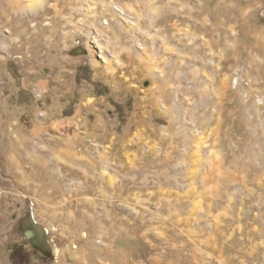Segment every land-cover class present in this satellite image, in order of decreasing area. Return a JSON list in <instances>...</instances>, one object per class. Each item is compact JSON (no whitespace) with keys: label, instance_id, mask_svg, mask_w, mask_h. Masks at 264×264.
Masks as SVG:
<instances>
[{"label":"rangeland","instance_id":"rangeland-1","mask_svg":"<svg viewBox=\"0 0 264 264\" xmlns=\"http://www.w3.org/2000/svg\"><path fill=\"white\" fill-rule=\"evenodd\" d=\"M70 143L85 176L55 171L89 180L95 244L18 174ZM194 243L198 264H264V0H0V264H185Z\"/></svg>","mask_w":264,"mask_h":264},{"label":"crops","instance_id":"crops-1","mask_svg":"<svg viewBox=\"0 0 264 264\" xmlns=\"http://www.w3.org/2000/svg\"><path fill=\"white\" fill-rule=\"evenodd\" d=\"M74 148H76V146L70 143L68 145H65L64 148H58L54 150L49 149L43 154H40L41 152L39 153L38 151L35 153L28 151L24 156V160L19 161L20 164L18 165V168L22 171H18V174L20 175V178L22 180L21 183L27 184L32 182L34 184V198H36V196L40 194L39 197L42 206L36 202V204L39 206V208H36V210H38V213L39 209L40 214L42 212L48 213L49 216L52 217L51 219L53 221H55L59 226L62 225L61 228L62 231L64 230L63 233L66 234V238L68 236H72V242L80 243L81 245H84V243L88 244L89 242L95 244L96 238L100 240H103L105 238L108 239L107 237L109 236L110 231H107L104 228H99L98 230H96V236L94 239L85 241L87 238H80L78 236L81 235V233H84L89 225L86 226V223L84 221L83 222L85 225H78L74 223L76 221L75 216H77V212H80L79 205L81 203L83 204L82 212H85V210H89L91 208L90 196L86 195L87 191H89V180H77L73 183H69V176L62 175V170L61 172L55 171V169L57 168L56 165L63 162L65 163V165H69V171L72 174L74 172H78L79 170L82 172L81 175L85 173L86 170L83 169V167H80V161H82L80 160V158L83 154L79 153L77 155L74 151ZM26 167L29 168L27 169ZM58 181L61 182V187ZM66 221L70 222L71 224H68ZM152 229H154V227ZM131 232L135 235V238H139L137 237L135 232H133L132 230ZM91 233L93 232H90L89 234ZM138 233L139 232H137V234ZM146 233L147 231L141 234V237H143V235ZM133 234H129L127 237H125L123 239L125 240V242L121 241L118 245L119 248L122 247V244L126 243H129V246L133 245V243L136 242L134 241V239L132 240V238L134 237ZM181 234L183 237H185L186 235L184 230ZM157 236L161 238L162 241L166 240L167 242H170L169 239H167V236H170L167 231H160L159 235ZM98 249L99 251L103 249L105 251H109L108 245L98 247ZM120 250L121 249L117 250V252L112 250L110 251L116 252V259H122L123 253H120ZM198 253V245H195L194 243L191 254L189 256L185 255L186 257L182 255L180 258H185V264H190L191 262L198 264L201 262H205V260H208L202 259L200 256H198ZM210 261H218V259H210Z\"/></svg>","mask_w":264,"mask_h":264},{"label":"water","instance_id":"water-1","mask_svg":"<svg viewBox=\"0 0 264 264\" xmlns=\"http://www.w3.org/2000/svg\"><path fill=\"white\" fill-rule=\"evenodd\" d=\"M25 235L27 239L31 240L32 242L33 241L40 242L42 244V247H41L42 250L47 254L50 253L46 237L44 236L43 232L38 227H36L35 225L27 227V229H25ZM51 257H53V255Z\"/></svg>","mask_w":264,"mask_h":264},{"label":"flooded vegetation","instance_id":"flooded-vegetation-1","mask_svg":"<svg viewBox=\"0 0 264 264\" xmlns=\"http://www.w3.org/2000/svg\"><path fill=\"white\" fill-rule=\"evenodd\" d=\"M28 221V218H24V219H21V222H26ZM24 224V223H23ZM23 226V225H22ZM31 225H27V227H30ZM26 227V228H27ZM24 231V234H25V229L23 230ZM32 245L36 248V250L40 253H42V256H43V252H42V244L38 241H33L32 242ZM45 257V256H44ZM46 258V257H45ZM48 260V259H47Z\"/></svg>","mask_w":264,"mask_h":264},{"label":"trees","instance_id":"trees-1","mask_svg":"<svg viewBox=\"0 0 264 264\" xmlns=\"http://www.w3.org/2000/svg\"><path fill=\"white\" fill-rule=\"evenodd\" d=\"M34 247V246H33ZM34 249H36L35 247H34ZM43 252V256H45L46 257V259H48V260H50V259H52V255L49 253V254H47V253H45L44 251H42ZM42 254V253H41Z\"/></svg>","mask_w":264,"mask_h":264},{"label":"built area","instance_id":"built-area-1","mask_svg":"<svg viewBox=\"0 0 264 264\" xmlns=\"http://www.w3.org/2000/svg\"><path fill=\"white\" fill-rule=\"evenodd\" d=\"M235 81L237 82V81H239V79L237 78ZM244 81H245V84H246V83H249V82L246 81L245 79H244ZM46 232L49 234L50 231H49L48 229H46Z\"/></svg>","mask_w":264,"mask_h":264},{"label":"bare ground","instance_id":"bare-ground-1","mask_svg":"<svg viewBox=\"0 0 264 264\" xmlns=\"http://www.w3.org/2000/svg\"><path fill=\"white\" fill-rule=\"evenodd\" d=\"M9 1H11V0H9ZM9 3H10V2H9ZM196 156H197V155H196ZM196 156H195V157H196ZM200 160H202V159H200ZM196 162H197V160H196ZM110 178H112V177H110Z\"/></svg>","mask_w":264,"mask_h":264}]
</instances>
